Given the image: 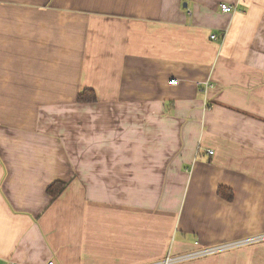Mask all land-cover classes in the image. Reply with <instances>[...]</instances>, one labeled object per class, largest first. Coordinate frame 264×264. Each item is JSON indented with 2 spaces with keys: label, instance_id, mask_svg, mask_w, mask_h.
Listing matches in <instances>:
<instances>
[{
  "label": "crops",
  "instance_id": "0c3cea01",
  "mask_svg": "<svg viewBox=\"0 0 264 264\" xmlns=\"http://www.w3.org/2000/svg\"><path fill=\"white\" fill-rule=\"evenodd\" d=\"M263 233L264 0H0V264ZM175 264H264V241Z\"/></svg>",
  "mask_w": 264,
  "mask_h": 264
},
{
  "label": "built area",
  "instance_id": "2783aa9c",
  "mask_svg": "<svg viewBox=\"0 0 264 264\" xmlns=\"http://www.w3.org/2000/svg\"><path fill=\"white\" fill-rule=\"evenodd\" d=\"M220 10L223 13H231V12H234L235 8L230 4L221 3ZM210 37L211 39L217 38L215 34H212ZM171 82L174 83L175 80H171ZM261 241H264V233L260 235L245 238L244 240L202 247L200 249L194 250L189 253L181 254V255L170 254L167 257H165L163 260L159 262H155V263H150V264H175L178 261L192 259L195 257L214 255V254H218V253H221L223 251H226L232 248L240 247V246L247 245V244H253V243L261 242ZM195 244H197V242ZM46 264H55V263L52 260H50V261H47Z\"/></svg>",
  "mask_w": 264,
  "mask_h": 264
},
{
  "label": "trees",
  "instance_id": "16d2710c",
  "mask_svg": "<svg viewBox=\"0 0 264 264\" xmlns=\"http://www.w3.org/2000/svg\"><path fill=\"white\" fill-rule=\"evenodd\" d=\"M96 98L94 91L91 89H84L83 91L78 93L77 100L82 102H91L94 101ZM67 182L64 181H55L50 184L46 191L50 196L51 201H54L66 188ZM219 195L228 198L232 195L231 190L229 188L222 187L219 189Z\"/></svg>",
  "mask_w": 264,
  "mask_h": 264
},
{
  "label": "rangeland",
  "instance_id": "374dc122",
  "mask_svg": "<svg viewBox=\"0 0 264 264\" xmlns=\"http://www.w3.org/2000/svg\"><path fill=\"white\" fill-rule=\"evenodd\" d=\"M176 238H178V239H179V235H177V236H176ZM210 246H211V245H210Z\"/></svg>",
  "mask_w": 264,
  "mask_h": 264
},
{
  "label": "water",
  "instance_id": "95a60500",
  "mask_svg": "<svg viewBox=\"0 0 264 264\" xmlns=\"http://www.w3.org/2000/svg\"><path fill=\"white\" fill-rule=\"evenodd\" d=\"M186 4H184V6H185Z\"/></svg>",
  "mask_w": 264,
  "mask_h": 264
}]
</instances>
